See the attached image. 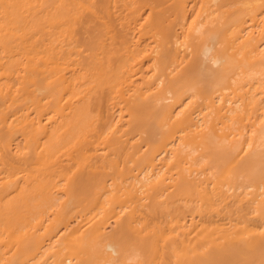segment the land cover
<instances>
[{
    "label": "bare ground",
    "instance_id": "1",
    "mask_svg": "<svg viewBox=\"0 0 264 264\" xmlns=\"http://www.w3.org/2000/svg\"><path fill=\"white\" fill-rule=\"evenodd\" d=\"M0 264H264V0H0Z\"/></svg>",
    "mask_w": 264,
    "mask_h": 264
}]
</instances>
